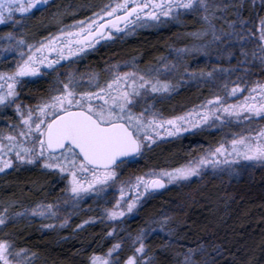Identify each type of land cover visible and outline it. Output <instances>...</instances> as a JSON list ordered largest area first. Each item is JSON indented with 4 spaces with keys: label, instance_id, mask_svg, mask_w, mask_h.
<instances>
[{
    "label": "flooded vegetation",
    "instance_id": "flooded-vegetation-1",
    "mask_svg": "<svg viewBox=\"0 0 264 264\" xmlns=\"http://www.w3.org/2000/svg\"><path fill=\"white\" fill-rule=\"evenodd\" d=\"M61 1L34 11L0 10V187L19 174L37 171L56 177L65 193L66 169L89 187L118 165L93 168L68 145L55 153L47 149L48 125L67 112H81L101 126H125L138 153L142 134L138 136L131 126L147 119L149 126H156L145 136L154 140L152 146L203 133L213 141L207 154L219 152L226 141L238 148L244 136L259 146L256 155L264 156V68L251 71L248 80L242 78L243 32L249 36L244 40L254 44L257 34L255 23L242 25L240 0H205L207 16H220L209 23L193 22L194 12L180 7L174 8L171 21H157L166 15L165 8L154 10L142 0L114 10H104L109 1L104 0L101 7L68 17L62 10L50 20L51 4ZM133 8L138 9L128 21L106 24ZM42 13L44 21L39 20ZM187 18L191 21H184ZM200 30L202 37L197 38ZM167 32L173 36L171 44L158 57V77L146 86L138 72L144 68L142 56L127 53L126 45L147 34ZM99 58L102 63L96 66ZM174 64L180 65L178 71ZM195 91L200 93L196 99ZM184 92L188 101L177 112V95ZM148 106L153 108L152 118L146 116ZM192 161L191 156L186 163ZM217 164L213 166L217 171L227 166Z\"/></svg>",
    "mask_w": 264,
    "mask_h": 264
},
{
    "label": "trees",
    "instance_id": "trees-1",
    "mask_svg": "<svg viewBox=\"0 0 264 264\" xmlns=\"http://www.w3.org/2000/svg\"><path fill=\"white\" fill-rule=\"evenodd\" d=\"M103 1L54 2L50 20L62 10L65 16H73L79 11L101 7ZM262 8L264 4L255 10L244 3L240 11L242 25H253L257 20L255 12H261ZM45 16L42 13L39 20H46ZM193 22L200 23L196 13ZM242 37V78L248 80L251 71L264 68V49L258 43L244 40L249 38L244 32ZM171 38L169 32L144 35L126 45L127 53L141 55L140 64L148 67L166 53ZM101 63L102 58L94 61L96 66ZM198 96L200 93L195 91L194 99ZM187 101L185 92L177 95V112L182 111ZM212 142L211 136L207 138L198 133L161 147L152 146L116 167L120 168L121 179L150 170H173L191 156L194 159L211 148ZM211 172L188 182L166 185L163 191L143 200L135 215L123 224L119 238L110 236L109 225L86 222L88 213L81 211L71 218L67 227L58 230L42 229L40 222L24 216L8 219L0 227V243H6L12 250L27 252L31 257L27 264H92V257L104 255L120 243L122 246L111 264H121L128 255L122 241L123 232L133 235L140 230H150L151 223L160 218L167 221L165 228L146 234L143 246L147 260L136 264H264V166L244 172L238 180H232L221 171ZM63 196L56 177L34 171L19 174L1 185L0 198H11L15 202L8 204L13 200H3L0 208L10 206L9 210L21 214L33 206L56 204Z\"/></svg>",
    "mask_w": 264,
    "mask_h": 264
},
{
    "label": "rangeland",
    "instance_id": "rangeland-1",
    "mask_svg": "<svg viewBox=\"0 0 264 264\" xmlns=\"http://www.w3.org/2000/svg\"><path fill=\"white\" fill-rule=\"evenodd\" d=\"M53 0H0V10H6L8 7L23 8L28 11H34L38 8L47 5ZM139 0H109L102 8L104 10H114L117 7L132 2L136 3ZM148 3L154 10L164 7L166 15L159 16L157 21H171L174 14L175 7H180L183 12L192 10L199 17L200 22L209 23L217 21L220 16L208 17L206 10L208 4L205 0H142ZM241 9L244 3L251 8L257 9L259 5L264 4V0H240ZM103 10V11H104ZM173 12V14H172ZM219 13V11H217ZM231 18L233 12L230 13ZM255 27L258 36L259 47L264 49V8L261 12H255ZM1 21V19H0ZM2 22H5L2 20ZM244 25V24H243ZM197 38L202 37V30L197 31ZM160 64L154 63L148 67H144L140 72L145 80V85H150L158 77ZM175 71L179 69V64H174ZM178 71V70H177ZM152 107V106H151ZM148 106L146 110L147 118L153 117V108ZM154 121V120H153ZM145 124L132 125L131 128L136 134L141 135V151L147 150L154 145V140H147L149 132H154L156 126L148 125L147 119ZM247 138L242 136L239 140V147H234V142L226 141L225 146H221L219 152L207 153L203 152L198 157L194 158L191 163H185L179 168L173 170H150L142 175L121 179V172L119 167H114L107 170L100 176L97 182H93L89 187L81 183L77 174L73 171L66 169L67 183L63 199L53 205H38L29 208L28 210L20 212H13L9 210L10 206L0 208V226H3L6 220L15 217H26L40 222V226L45 230H58L67 227L71 218L78 214L77 212L85 211L88 213V220L86 222H102L109 225L111 230L110 236L120 237L123 231V224L131 219L143 200L155 194L151 189V183L154 180L160 179L166 185H175L182 182H188L198 178L204 173H212L214 165L218 162L223 165L226 163L225 168H220L221 172L225 173L232 180H238L244 172L264 166V156L261 154L256 155L259 146H254V143L249 144ZM233 148H236L235 150ZM253 152V153H252ZM259 153V152H258ZM225 156V159H224ZM233 156L237 158L233 160ZM210 161V162H209ZM216 173V172H215ZM145 192V193H144ZM93 213V214H92ZM84 224V223H83ZM167 221L156 219L151 223L150 230H140L133 235L124 233V240L126 245L127 257L121 264H136L137 262L145 263V250L143 240L147 233H154L155 231H163ZM121 244L112 246L104 255L94 256L91 258L92 264H111L117 255ZM31 257L23 250H12L6 243H0V264H27Z\"/></svg>",
    "mask_w": 264,
    "mask_h": 264
},
{
    "label": "water",
    "instance_id": "water-1",
    "mask_svg": "<svg viewBox=\"0 0 264 264\" xmlns=\"http://www.w3.org/2000/svg\"><path fill=\"white\" fill-rule=\"evenodd\" d=\"M138 8L128 10L110 19L106 24H121L128 21ZM47 149L58 152L68 145L87 165L98 169H110L134 158L138 154L137 143L129 130L120 124L101 126L81 112H67L50 122L45 133ZM164 181L152 183L154 192L165 189Z\"/></svg>",
    "mask_w": 264,
    "mask_h": 264
}]
</instances>
